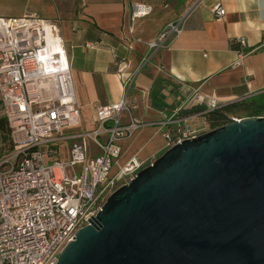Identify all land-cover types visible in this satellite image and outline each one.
I'll return each instance as SVG.
<instances>
[{"label":"built area","instance_id":"obj_1","mask_svg":"<svg viewBox=\"0 0 264 264\" xmlns=\"http://www.w3.org/2000/svg\"><path fill=\"white\" fill-rule=\"evenodd\" d=\"M203 1L192 0L182 16L166 23L146 43L149 56L176 42L187 18ZM130 8L128 32L133 36L136 22L150 16L154 6L130 3ZM212 12L216 19H225L221 3ZM237 44L247 47L243 38ZM244 57L243 51L235 65ZM135 79L133 74L123 80L120 102L96 108L92 131L66 137V130L81 125V113L59 24L37 15L0 18V101L13 145L12 151L0 156V264H57L76 232L88 226L109 197L143 169L145 163L132 160L114 172L123 153L122 142L147 125L136 119L122 122L131 112L129 99ZM252 99V94H245L233 103ZM229 104L212 98L199 113L188 114L181 107L172 114L161 113L151 125L162 132L169 149L209 132L208 124L191 120ZM244 118L248 117L229 113L225 125ZM65 139L73 143L69 159L63 161L57 146ZM91 143L100 150L99 155L91 156Z\"/></svg>","mask_w":264,"mask_h":264},{"label":"crops","instance_id":"obj_2","mask_svg":"<svg viewBox=\"0 0 264 264\" xmlns=\"http://www.w3.org/2000/svg\"><path fill=\"white\" fill-rule=\"evenodd\" d=\"M191 1L155 6L150 16L136 22L133 36L128 32L130 0H0V18L37 15L59 24L81 113L79 132H64L66 137L92 131L96 108L120 102L123 80L136 74L131 112L122 122L136 119L147 125L122 142L116 172L132 160L151 165L168 150L162 132L151 125L161 113L181 107L186 112L203 110L212 98L228 104L245 94L256 99L264 95V0H204L187 18L176 42L149 56L146 43L182 16ZM216 3L226 11L223 20L213 15ZM240 38L247 42L245 49L237 44ZM243 51L245 57L236 66ZM191 123L207 124L203 116ZM72 143L65 139L58 144L60 160L69 159ZM90 154H100L93 143Z\"/></svg>","mask_w":264,"mask_h":264},{"label":"water","instance_id":"obj_3","mask_svg":"<svg viewBox=\"0 0 264 264\" xmlns=\"http://www.w3.org/2000/svg\"><path fill=\"white\" fill-rule=\"evenodd\" d=\"M57 264H264V118L169 148L109 197Z\"/></svg>","mask_w":264,"mask_h":264},{"label":"trees","instance_id":"obj_4","mask_svg":"<svg viewBox=\"0 0 264 264\" xmlns=\"http://www.w3.org/2000/svg\"><path fill=\"white\" fill-rule=\"evenodd\" d=\"M131 3H145L152 6H166L170 0H130ZM181 3H185V0H180ZM184 1V2H182ZM187 5V0H186ZM239 108L245 109L247 117H260L264 115V102L253 99L252 101L245 102L243 104L232 103L228 106L221 107L214 112L204 116L210 130L220 128L226 123V116L229 113L237 111ZM191 111V112H190ZM188 114H196L202 111V109H191ZM13 145L9 137V128L6 118L3 113L2 103L0 101V156L5 155L12 151Z\"/></svg>","mask_w":264,"mask_h":264},{"label":"rangeland","instance_id":"obj_5","mask_svg":"<svg viewBox=\"0 0 264 264\" xmlns=\"http://www.w3.org/2000/svg\"><path fill=\"white\" fill-rule=\"evenodd\" d=\"M182 2H184V1H182ZM253 99H256V98H253ZM252 99V100H253ZM258 100H260V101H262V102H264V95H263V97H260V98H257ZM251 100V101H252ZM231 115H239V116H245V117H247V112L245 111V109H243V108H239L237 111H235V112H232V113H230ZM79 130L80 129H78L77 127L76 128H72V129H68V130H66L65 131V133H69V132H79ZM161 155H163V154H161ZM160 157V155L159 156H157L156 158H155V160H157L158 158ZM44 159H45V163L46 164H49L50 162H51V160H50V158L48 157V155L47 154H45L44 155ZM154 160V161H155ZM153 161V162H154ZM149 163H146V165L143 167V168H146V167H148L149 165H148Z\"/></svg>","mask_w":264,"mask_h":264}]
</instances>
